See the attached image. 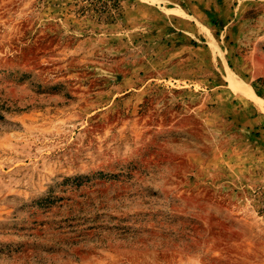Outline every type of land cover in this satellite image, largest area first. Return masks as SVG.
I'll return each mask as SVG.
<instances>
[{"label": "rangeland", "instance_id": "rangeland-1", "mask_svg": "<svg viewBox=\"0 0 264 264\" xmlns=\"http://www.w3.org/2000/svg\"><path fill=\"white\" fill-rule=\"evenodd\" d=\"M119 2L0 0V264H264V0Z\"/></svg>", "mask_w": 264, "mask_h": 264}, {"label": "trees", "instance_id": "trees-1", "mask_svg": "<svg viewBox=\"0 0 264 264\" xmlns=\"http://www.w3.org/2000/svg\"><path fill=\"white\" fill-rule=\"evenodd\" d=\"M120 0H81L85 4L80 8L81 13L94 12L105 20L114 19L121 10ZM260 95L259 91H256Z\"/></svg>", "mask_w": 264, "mask_h": 264}, {"label": "bare ground", "instance_id": "bare-ground-1", "mask_svg": "<svg viewBox=\"0 0 264 264\" xmlns=\"http://www.w3.org/2000/svg\"><path fill=\"white\" fill-rule=\"evenodd\" d=\"M230 84L232 85V87L236 90H238L241 93L246 94L247 96L251 97L252 100H254L256 102V104L258 105V107H260L263 111H264V102L263 100L255 93V91L251 88L246 89L241 82L236 81L233 78H230Z\"/></svg>", "mask_w": 264, "mask_h": 264}, {"label": "crops", "instance_id": "crops-1", "mask_svg": "<svg viewBox=\"0 0 264 264\" xmlns=\"http://www.w3.org/2000/svg\"><path fill=\"white\" fill-rule=\"evenodd\" d=\"M204 1V0H203ZM197 6H200V2L197 4Z\"/></svg>", "mask_w": 264, "mask_h": 264}]
</instances>
